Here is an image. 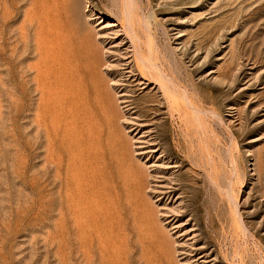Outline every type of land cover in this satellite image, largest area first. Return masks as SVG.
<instances>
[{
    "label": "rangeland",
    "instance_id": "374dc122",
    "mask_svg": "<svg viewBox=\"0 0 264 264\" xmlns=\"http://www.w3.org/2000/svg\"><path fill=\"white\" fill-rule=\"evenodd\" d=\"M0 264H264V0H0Z\"/></svg>",
    "mask_w": 264,
    "mask_h": 264
},
{
    "label": "bare ground",
    "instance_id": "6f19581e",
    "mask_svg": "<svg viewBox=\"0 0 264 264\" xmlns=\"http://www.w3.org/2000/svg\"><path fill=\"white\" fill-rule=\"evenodd\" d=\"M159 69V68H158ZM161 72V71H160ZM164 78V77H163ZM165 87V86H164Z\"/></svg>",
    "mask_w": 264,
    "mask_h": 264
}]
</instances>
